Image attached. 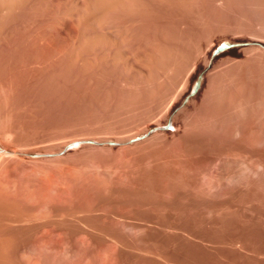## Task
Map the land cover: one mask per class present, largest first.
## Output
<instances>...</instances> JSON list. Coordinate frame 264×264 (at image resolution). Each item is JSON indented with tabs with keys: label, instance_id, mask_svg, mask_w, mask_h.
I'll list each match as a JSON object with an SVG mask.
<instances>
[{
	"label": "rangeland",
	"instance_id": "rangeland-1",
	"mask_svg": "<svg viewBox=\"0 0 264 264\" xmlns=\"http://www.w3.org/2000/svg\"><path fill=\"white\" fill-rule=\"evenodd\" d=\"M108 1L0 0V264H264V0Z\"/></svg>",
	"mask_w": 264,
	"mask_h": 264
},
{
	"label": "bare ground",
	"instance_id": "bare-ground-1",
	"mask_svg": "<svg viewBox=\"0 0 264 264\" xmlns=\"http://www.w3.org/2000/svg\"><path fill=\"white\" fill-rule=\"evenodd\" d=\"M108 1V0H107ZM134 1V0H133ZM133 1H131V2H133ZM137 0H135L134 2H136ZM99 2V1H98ZM109 2V1H108ZM108 2H106L107 4H108ZM112 2V1H111ZM116 2V1H115ZM127 2H128V0H127ZM129 2H130V0H129ZM131 2H130V5H131ZM103 3L104 2H101V4L103 5ZM124 3V2H123ZM125 3H126V1H125ZM159 3V2H158ZM212 3H214V2H212ZM1 4H3V0H2V2H1ZM107 4L105 5V6H107ZM115 4H117V3H115ZM128 5L127 6H129V3H127ZM215 4V6H216V3H214ZM4 5V7H5V4H3ZM111 5L113 6V4L111 3ZM137 5H138V3H137ZM101 6V5H100ZM100 6H99V8H100ZM115 6V5H114ZM135 7L136 6V3L134 4V3H132V7ZM7 7V6H6ZM109 7V6H108ZM131 6H130V9L132 8ZM10 9H11V7H9ZM99 8H98V10H99ZM104 8V6L102 7V9ZM106 8V7H105ZM111 8V7H110ZM115 8H117L116 6H115ZM138 8V7H137ZM211 8H212V6H211ZM101 9V8H100ZM129 9V8H128ZM136 9V8H135ZM135 9H133V10H135ZM0 10H1V8H0ZM3 10H5V8H2V11ZM7 10V9H6ZM213 10L215 11V8H214V6H213ZM114 11V10H113ZM95 12V11H94ZM109 12V11H108ZM116 12H117V10H116ZM131 12H132V10H131ZM216 12H217V10H216ZM11 13H12V11H11ZM96 13V12H95ZM98 13V12H97ZM112 13V12H111ZM114 13V12H113ZM112 13V14H113ZM215 13V12H214ZM0 14H1V12H0ZM14 14V13H13ZM102 14V13H101ZM212 14V13H211ZM5 15V14H4ZM94 16H95V14H93ZM97 15V14H96ZM104 15V14H103ZM103 15H101L102 17H103ZM110 15V14H109ZM119 15V14H118ZM215 15V14H214ZM1 16V15H0ZM3 16V15H2ZM213 16V15H212ZM212 16H211V18H212ZM218 16V15H217ZM9 17V16H8ZM96 17V16H95ZM113 17H114V14H113ZM97 18V17H96ZM101 18V17H100ZM117 18H118V16H117ZM132 20H136V18L134 19V17L132 16ZM217 18V17H216ZM103 19H104V17H103ZM103 19H100V20H102L103 21ZM112 20H113V18H111ZM4 20H5V18H4ZM98 20V19H97ZM109 18L107 19V21L109 22ZM118 20H119V18H118ZM215 20V19H214ZM102 21H99V22H102ZM105 21V20H104ZM120 21V20H119ZM0 22H1V20H0ZM106 22V21H105ZM115 22V21H114ZM123 22V21H122ZM96 23V22H95ZM104 23V22H103ZM121 23V22H120ZM134 23H136V22H134ZM2 24V23H1ZM1 24H0V27H1ZM106 24V23H105ZM109 24H110V22L108 23V25H106V27L107 26H109ZM98 25V24H97ZM102 25V23L99 25V27ZM111 25H113V22H112V24ZM124 25V24H123ZM114 26H118V23H117V25H116V23L114 24ZM119 26H122V25H119ZM119 26H118V28H119ZM125 26H126V23H125ZM136 25H134V27H135ZM102 27H104V26H102ZM123 27V26H122ZM103 29V28H102ZM105 29V28H104ZM107 29V28H106ZM137 29H138V27H137ZM251 29V28H250ZM249 29V30H250ZM114 30H115V28H114ZM134 30V29H133ZM132 30V31H133ZM135 30H136V28H135ZM139 30H140V26H139ZM253 30V29H252ZM118 31H121V27H120V29L118 30ZM128 33H129V31H127ZM256 32V31H255ZM133 33V32H132ZM251 33H253V31L251 32ZM113 34H114V31H113ZM48 35V34H47ZM250 35H252V34H250ZM253 35H254V33H253ZM257 35H258V32H257ZM256 35V36H257ZM43 36H45V35H43ZM42 36V37H43ZM133 36V35H132ZM131 36V37H132ZM141 36V35H140ZM260 36V35H259ZM35 37V36H34ZM41 37V38H42ZM49 37V36H48ZM226 37V36H225ZM27 38H29V36L27 37ZM31 38H33V36H31ZM116 38H117V36H116ZM221 38V37H220ZM224 38V37H223ZM37 39V38H36ZM43 39V38H42ZM216 39V38H215ZM222 39V38H221ZM230 39V38H229ZM229 39H227L226 38V41L227 40H229ZM234 39V38H233ZM29 40H31L30 38H29ZM218 40V39H217ZM34 41V40H33ZM38 41H40V39L38 40ZM213 41V40H212ZM234 41V40H233ZM28 42V41H27ZM32 42V41H31ZM44 42H45V40H44ZM47 42H48V38H47ZM23 43V42H22ZM37 43V42H36ZM42 43H43V41H42ZM46 43V42H45ZM44 43V44H45ZM221 43V42H220ZM234 43H236L237 44V42H235L234 41ZM234 43H232V42H222L219 46H216V44H215V42L213 41L212 43H210L209 44V46H208V50H207V54H209V52L211 51V49H212V47L215 45L216 47H214V49L212 50V53H213V51L214 50H216V51H214L215 53H213L214 54V58H209V56H208V58H209V60H210V62L212 63V64H215V65H218L217 63H221V61H223V59L224 58H226V55H230V54H232V56L234 55V54H236L237 52L236 51H234V49L237 47L236 46V44H234ZM239 43H242V42H238V44ZM35 44V41H34V43H33V45ZM41 44V43H40ZM30 46L32 45V44H29ZM218 45V44H217ZM38 46H39V44H38ZM43 46V45H42ZM47 46V45H46ZM46 46L44 45L43 47H45L46 48ZM241 46V45H240ZM35 47V46H34ZM41 47V46H40ZM49 48V47H48ZM239 48V47H238ZM43 49L44 48H42V52H43ZM31 50H32V47H31ZM35 50H36V48H35ZM37 51H39L38 49H37ZM41 51V50H40ZM44 51H46V49L44 50ZM49 52H50V50H49ZM40 53V52H39ZM44 53V52H43ZM37 55V54H36ZM40 55H42V54H40ZM44 55H48V53H44L43 54V56ZM213 56V55H212ZM41 57V56H40ZM230 57V56H229ZM34 58V57H33ZM37 57H35V59H36ZM227 58H228V56H227ZM41 58H39V60H40ZM44 59H45V57H44ZM48 59V58H47ZM50 60V59H49ZM228 60V59H227ZM46 60H42V62H45ZM40 63V62H39ZM109 63V62H108ZM46 64V63H45ZM119 64V63H118ZM125 64H126V62H125ZM128 64V63H127ZM112 66H113V64H111ZM115 65H116V63H115ZM209 65V64H208ZM47 66V65H46ZM98 66V65H97ZM49 67H50V65H49ZM122 67V66H121ZM124 67H125V65H124ZM44 68V67H43ZM54 68H55V66H54ZM115 69H116V67H114ZM114 69V70H115ZM128 69V68H127ZM205 69V68H204ZM47 70H49V72H50V69H47ZM121 70H122V68H121ZM133 73V72H132ZM50 76V75H49ZM51 76L53 77V75L51 74ZM51 77V78H52ZM179 80H181L182 81V79H179ZM189 82H190V80H189ZM204 82H203V80H199L198 81V83L197 84H195L194 85V89L196 90V95L195 96H190V90L188 91V93H187V95H186V99H187V101H188V104L190 105V103L189 102H193L195 99V97L197 96V95H199V93L201 92V90H202V92L200 93V95H199V97L195 100V102H197V103H194L195 104V106L198 104V103H200V102H202L207 96H208V93H209V91H210V89H211V87L214 85V82H213V80L212 81H210V85H209V89L207 90L206 89V85H205V87L203 88V84ZM188 90V89H187ZM194 99V100H193ZM193 100V101H192ZM183 102V101H182ZM182 104V103H181ZM186 105V104H185ZM199 105V104H198ZM197 105V106H198ZM195 106H191L192 108H194ZM190 107V108H191ZM196 108V107H195ZM189 109V108H188ZM184 117V116H183ZM172 126H174V125H172ZM175 127V126H174ZM155 129V128H154ZM153 129V130H154ZM152 130V131H153ZM157 130V129H156ZM166 130V129H165ZM175 130H176V127H175ZM174 130V131H175ZM179 130V129H178ZM156 132V131H155ZM171 133V132H170ZM175 133V132H174ZM76 143H78L77 141H74V142H72V143H70L71 144V146H73V145H75ZM14 152V151H13ZM39 152H41V151H39ZM16 153H17V151H16ZM5 221H7V219H3L2 217H0V234L2 235V232H1V228L3 227V222H5ZM0 238H2V236L0 237ZM212 240H214V239H212ZM226 240V239H225ZM232 240V239H231ZM208 241V240H207ZM206 241V242H207ZM216 241V240H215ZM236 241V240H235ZM224 242V241H223ZM1 243H2V241H1ZM0 243V244H1ZM227 243V242H226ZM225 243V244H226ZM233 244L235 243V242H232ZM208 244H212L211 242L210 243H208ZM217 245L218 243L216 242H214V244L213 245ZM224 244V243H223ZM230 244V243H229ZM219 245V244H218ZM222 245V244H221ZM227 245V244H226ZM232 245V244H231ZM230 245V247H232ZM207 246V245H206ZM223 247V246H222ZM209 248V247H208ZM216 248V247H215ZM225 248V247H224ZM210 249H211V247H210ZM217 249V248H216ZM218 250V249H217ZM223 250V249H222ZM0 251H1V249H0ZM138 252V251H137ZM140 252V251H139ZM142 252V251H141ZM145 252V251H144ZM148 251H146V253H147ZM154 252V251H153ZM157 253V252H156ZM142 254H143V252H142ZM149 254V253H148ZM147 254V255H148ZM159 254V256H160V254L161 253H158ZM1 255V254H0ZM155 255V254H154ZM157 255V254H156ZM148 257V256H147ZM161 257V256H160ZM164 257V256H163ZM169 257V256H168ZM170 257H172L171 255H170ZM162 258V257H161ZM166 259V258H165ZM170 259H173V258H170ZM183 259V258H182ZM186 260H188V259H186ZM171 261V260H170ZM181 261V260H180ZM169 262V261H168ZM174 262V261H173ZM178 262V261H177ZM184 262H186V261H184ZM188 262V261H187ZM190 262V261H189ZM192 263V262H191ZM190 263V264H191ZM170 264V263H169ZM177 264V263H176ZM182 264H184V263H182ZM188 264V263H187ZM200 264V263H199Z\"/></svg>",
	"mask_w": 264,
	"mask_h": 264
},
{
	"label": "built area",
	"instance_id": "built-area-1",
	"mask_svg": "<svg viewBox=\"0 0 264 264\" xmlns=\"http://www.w3.org/2000/svg\"><path fill=\"white\" fill-rule=\"evenodd\" d=\"M169 131L173 132L174 130L173 129H169Z\"/></svg>",
	"mask_w": 264,
	"mask_h": 264
}]
</instances>
